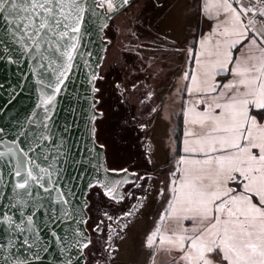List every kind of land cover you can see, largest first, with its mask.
<instances>
[{
  "label": "snow or ice",
  "instance_id": "6c2138e0",
  "mask_svg": "<svg viewBox=\"0 0 264 264\" xmlns=\"http://www.w3.org/2000/svg\"><path fill=\"white\" fill-rule=\"evenodd\" d=\"M119 2L127 4L129 0ZM23 3L25 6L21 9L18 0H0V13L4 14L0 19L18 28L20 21H26L23 27L33 30L37 47L46 38L64 40L69 32L80 30L78 14L83 8L78 0H23ZM104 3L109 11L115 7L112 0H100L99 6ZM235 3L237 6L233 7L228 0H222L214 5L226 14L210 33L219 40L211 50H208V37L200 42L201 49L206 51V58L202 59L207 62L201 64L196 74L184 77L190 79L186 94L199 96L187 108V112L193 114L188 124L194 130L186 135L194 139L186 141L193 146H186L184 152L202 155L203 159L182 158L179 163L187 167L179 183L173 181L176 186L171 189L173 199L169 201L166 214L177 222V229L171 235H159L161 247L177 253L172 264H216V261L264 264V0H255L251 7H245L242 0ZM69 5L76 16L65 12ZM20 11L27 15L19 16ZM249 12H254L256 18L249 17ZM12 14L18 18L9 20ZM242 17L248 18L246 23ZM257 23L260 29L256 28ZM49 33L53 36L49 37ZM245 40L247 44H243ZM238 45L248 48L249 53L255 50L256 54L246 53L234 58L232 50ZM63 46L65 51L61 55L71 60V50L76 45L65 42ZM222 76L228 78L226 83L217 79ZM199 105L203 106L202 111L196 110ZM13 144L15 147L7 153L0 151V162H3L0 183L4 175L15 181L12 184L14 202L8 208L9 211L16 209L19 221L12 214L0 212V224H5L9 232L20 233L24 237L22 245L32 249L37 246L39 233L32 239L25 233L32 232L33 217L44 208L40 201L60 203L65 193L61 192L54 202L51 200L59 181L53 179L56 173L50 171L52 165L41 166L30 155L41 146L39 143L35 147L32 144L21 146L17 141ZM9 156L12 162L8 161ZM43 159L47 161L48 157ZM40 190L48 197H43ZM63 203L68 201L63 200ZM30 204L33 211L25 216L24 209ZM49 213L53 220L57 218L55 207L45 214ZM183 221H191L195 226L185 227ZM159 233L157 229L148 237V247L157 243ZM15 246L14 242H9V248ZM80 246L87 248L88 244ZM0 260L5 264H27L13 260L11 255L0 256Z\"/></svg>",
  "mask_w": 264,
  "mask_h": 264
},
{
  "label": "water",
  "instance_id": "95a60500",
  "mask_svg": "<svg viewBox=\"0 0 264 264\" xmlns=\"http://www.w3.org/2000/svg\"><path fill=\"white\" fill-rule=\"evenodd\" d=\"M133 1L122 4L113 0L115 10L107 12L104 6H99L100 0H78L83 8L78 14L79 32H69L64 40L46 38L39 47L33 42V30L23 27L26 21H20L18 28L0 19V151L7 153L14 148L13 141L20 142L21 146L35 147L39 143L41 146L30 155L41 166L52 165L50 171L56 173L53 179L59 181L51 200L54 202L61 192L65 193L60 203L40 201L44 208L33 217L32 232L25 233L30 239L39 233L37 246L32 249L22 245L24 237L20 233L9 232L5 224H0V245L5 246L0 248V256L11 255L13 260L27 264H69V261L85 264L86 248L80 245L90 243L85 227L89 189L100 188L106 197L117 199L122 196L125 183L135 180L134 173L107 168L104 148L95 139V122L102 117L97 110L96 84L110 45L104 36L105 30ZM18 3L21 9L25 6L23 0ZM65 12L77 15L70 5ZM26 15L19 12V16ZM17 18L16 14L9 15V20ZM65 42L76 45L71 50V60L61 55ZM45 156L47 161L43 159ZM7 159L12 162L11 156ZM3 171L6 173L7 169ZM2 179L0 212L12 214L19 221L16 209L9 211L8 208L14 202L12 184L15 181L8 175ZM40 192L48 197L47 193ZM53 207L57 209L55 220L51 213L45 214ZM24 211L25 216L29 215L33 211L31 204ZM10 241L16 246L9 248ZM0 264L5 261L0 260Z\"/></svg>",
  "mask_w": 264,
  "mask_h": 264
},
{
  "label": "flooded vegetation",
  "instance_id": "af4514ba",
  "mask_svg": "<svg viewBox=\"0 0 264 264\" xmlns=\"http://www.w3.org/2000/svg\"><path fill=\"white\" fill-rule=\"evenodd\" d=\"M139 1L135 0L131 5ZM163 4L162 0L144 2L141 9H135L139 15L132 18L133 25H128L130 19L124 18V14L135 12L130 5L111 20L105 30L104 36L110 45L96 84L97 110L102 117L95 122V139L104 148L107 168L134 173L135 180L125 183L122 196L117 199L106 197L100 188L89 189L85 227L90 243L84 252L85 264H137L139 218L143 219L145 214L142 213L149 208L152 216L153 206L160 200L161 190L155 188L152 180L158 177L155 171L162 167L156 170V159L164 161L165 153L157 143L148 142L149 133L154 135L152 126L139 122L153 114L163 99L157 91L173 80L167 74L172 71L171 64L164 71L161 67V71H155L154 60L158 57V50H155L159 47L167 51L169 46L168 43L163 45V36L155 37L150 29L153 25L151 16L143 14L145 7ZM118 18L121 19L117 24ZM114 22V33L107 38L106 31ZM124 28H130L128 35L122 33ZM112 104V111L107 116L102 106ZM174 154L176 156L177 151Z\"/></svg>",
  "mask_w": 264,
  "mask_h": 264
},
{
  "label": "rangeland",
  "instance_id": "374dc122",
  "mask_svg": "<svg viewBox=\"0 0 264 264\" xmlns=\"http://www.w3.org/2000/svg\"><path fill=\"white\" fill-rule=\"evenodd\" d=\"M144 1L135 2L131 5V10L138 8L139 5L136 4L142 2L140 4L142 5ZM162 2L164 3L163 6L166 9L168 8V10L166 11L164 8L161 10V12L165 10V13L155 30L157 31V35L165 38L166 41L164 40L165 43L163 45L168 43L169 50L165 51L164 58L166 61L161 59L159 61H161L160 66L163 71L167 69L168 64H171L172 71L167 72V74H170L173 80L170 85H165L163 89L157 91V95H162L163 99L154 108L153 114L139 122V124L145 126H152L154 135L152 137L149 133L148 142L155 145L157 143V145L161 146L162 152L165 153V163L163 165V159L155 158L157 163L155 166L156 170L162 165L159 170L155 171L158 177L152 180L155 188H160L161 190L160 200L157 205L153 206L152 216L149 215L152 212V209L149 208V210H145L142 213L145 214L143 219L142 217L139 218L137 264H172L173 258L177 257L175 251L169 252L161 247L159 243V235H171L177 229V222L166 214V209L169 208V201L173 199L171 189L176 186L173 184V181L179 183V177L183 169L187 167V165L179 163L182 158L189 160L203 159L202 155L184 152L186 146H193L186 144V141L194 139L186 135L188 131L194 130L193 126L188 124V120L193 114L187 112V108L192 106L195 100L199 99L198 95L189 96L186 94V86H190V79L186 80L184 77L186 74L189 77L196 74L201 70V64L207 62L206 59H202V57L206 58V51L201 49L200 42L208 37V50H211L219 38L210 36V33L213 32L221 20L226 18L224 11L214 6L222 3V0H162ZM228 3L233 6L229 0ZM153 15L151 14V23L154 22L152 20ZM154 24L150 29L154 28ZM113 27H115V23L114 25H110L107 31V38H110L114 33ZM124 30L126 35H128L130 28L122 29V33ZM243 44H247V40L243 41ZM160 49L158 47L155 51ZM246 53H249V49L243 47V45H238L236 49L232 50L234 58L243 56ZM249 54H256V52L252 50ZM154 61H158V57ZM217 79L226 83L228 78L222 76ZM104 106L102 107L105 108L108 116L112 111L113 104L109 107ZM202 109V105L196 107L197 111H202ZM180 116L183 117L186 128L184 127L181 143L182 155L180 158H177L174 156L177 146L173 138V130ZM174 172L176 176H173ZM162 216L164 219H161ZM183 224L189 228L195 226L191 221H183ZM157 229H160L157 243L153 247H148L147 239ZM216 264H222V262L216 261Z\"/></svg>",
  "mask_w": 264,
  "mask_h": 264
},
{
  "label": "trees",
  "instance_id": "16d2710c",
  "mask_svg": "<svg viewBox=\"0 0 264 264\" xmlns=\"http://www.w3.org/2000/svg\"><path fill=\"white\" fill-rule=\"evenodd\" d=\"M146 1H150V0H145L144 2H146ZM141 3L136 4V5H139L138 8H136V9H141L142 8L141 5H140ZM131 8H132V6H131ZM163 8L166 11L168 10V8L166 9L165 6H163V5H160V6L154 5L153 7H145V9H146V12H144L145 14L148 13L150 16H151V14H154L153 15L154 18L152 17V20L154 21L153 23H155L154 24V28H153V34L155 35V37H158L159 36V35H157V31L155 30V28H157V26L160 24L161 19L164 16L165 10L161 12V10ZM134 11L135 12H133V14H131V13L124 14V18L130 19V22H128V25H133L132 24V18L135 17L134 15H136V16L139 15V13H138L137 10L134 9ZM120 19L117 21V24L120 22ZM114 23L116 25V22H114ZM107 31H106V34H107ZM123 33H124V35H126L125 30L123 31ZM115 42H116V40H114V43ZM193 46H195V45H193ZM165 54H166L165 51L158 50V61L155 62V71H161V69H160V67H161L160 65L161 64H160V61L159 60L160 59L161 60H165V58H164ZM183 131H184V120H183V117L180 116L177 119V121H176V127H175V129L173 131V136L175 138L176 146H177V155H176L177 158H180V156L182 155L181 154V143H182Z\"/></svg>",
  "mask_w": 264,
  "mask_h": 264
},
{
  "label": "built area",
  "instance_id": "2783aa9c",
  "mask_svg": "<svg viewBox=\"0 0 264 264\" xmlns=\"http://www.w3.org/2000/svg\"><path fill=\"white\" fill-rule=\"evenodd\" d=\"M229 1L233 4L234 7L237 6L236 3H235V0H229ZM112 2H113V0H112ZM242 3L244 4L245 7H251L252 4L255 3V0H251V2H250V0H242ZM113 4H114V3H113ZM103 6H104L105 11H107V12H112L113 10H115V7H114V9H113L112 11H109V10H108V6H107V3H104ZM258 6H259V5H257V7H258ZM248 16H249V17L256 18L254 12H249V13H248ZM243 19L245 20V23H246L248 18H247V17H243ZM259 26H260V24L257 23V24H256V28L259 29Z\"/></svg>",
  "mask_w": 264,
  "mask_h": 264
},
{
  "label": "crops",
  "instance_id": "0c3cea01",
  "mask_svg": "<svg viewBox=\"0 0 264 264\" xmlns=\"http://www.w3.org/2000/svg\"><path fill=\"white\" fill-rule=\"evenodd\" d=\"M261 28V25L259 26V29ZM186 128V126H184Z\"/></svg>",
  "mask_w": 264,
  "mask_h": 264
}]
</instances>
